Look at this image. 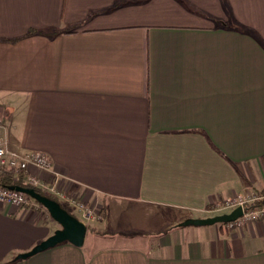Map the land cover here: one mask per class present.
Returning <instances> with one entry per match:
<instances>
[{"label":"crops","instance_id":"crops-1","mask_svg":"<svg viewBox=\"0 0 264 264\" xmlns=\"http://www.w3.org/2000/svg\"><path fill=\"white\" fill-rule=\"evenodd\" d=\"M0 119L107 221L15 260L59 224L2 203L0 263L264 264V219L177 226L264 191V0H0Z\"/></svg>","mask_w":264,"mask_h":264},{"label":"built area","instance_id":"built-area-1","mask_svg":"<svg viewBox=\"0 0 264 264\" xmlns=\"http://www.w3.org/2000/svg\"><path fill=\"white\" fill-rule=\"evenodd\" d=\"M51 165L52 161L45 152L34 150L18 154L9 151L5 137L0 131V168L14 175L21 174L24 182L29 185L40 187L51 195L66 201L83 216L93 217V205L89 206L80 197L67 194L58 187L56 182H43L38 172L49 171ZM2 203H9L16 208H21L29 203V198L22 192L0 186V204ZM238 206L242 207V214L235 220L226 223L229 228L242 227L246 223L264 219V191L247 197L236 195L226 198L216 205L215 211L230 212Z\"/></svg>","mask_w":264,"mask_h":264},{"label":"water","instance_id":"water-1","mask_svg":"<svg viewBox=\"0 0 264 264\" xmlns=\"http://www.w3.org/2000/svg\"><path fill=\"white\" fill-rule=\"evenodd\" d=\"M10 189L22 192L37 201L44 208H46L50 217L60 226L50 236L34 245L28 251L22 252L15 256V260L29 258L62 242H69L77 247L83 245L86 234L85 223L69 213L66 209H64L59 204V202L40 194L39 192L35 191L34 188L11 186ZM241 214L242 207L238 206L230 212H224L221 214H216L214 216L205 218H186L183 221L179 222L177 226H208L219 223H227L235 220L237 217L241 216Z\"/></svg>","mask_w":264,"mask_h":264},{"label":"rangeland","instance_id":"rangeland-1","mask_svg":"<svg viewBox=\"0 0 264 264\" xmlns=\"http://www.w3.org/2000/svg\"><path fill=\"white\" fill-rule=\"evenodd\" d=\"M242 196H244V197H247V196H250V195H242ZM31 199V201L32 202H34V203H38L37 201H35L34 199H32V198H30ZM82 200L87 204V205H93V217H91V218H87V217H85V216H83L82 215V213H78V212H76L75 210H73L72 209V206L71 205H69V203H67L66 201L64 202V201H60L59 200V202L61 203V205L69 212V213H72V215H74V216H76V217H78L79 219H81V220H83V221H85L86 222V224H87V228L89 229V230H91L92 228H91V225L89 224V222L90 221H93V224L94 223H96V221H99L102 217H103V207L101 206V203L100 202H93V204H91V203H89L87 200H85V199H83L82 198ZM30 202V201H29ZM29 205V203H27L25 206H28ZM217 205V204H216ZM38 207H40L39 206V204H38ZM40 208H42L43 210H45L46 212H47V210H46V208H44L43 206L42 207H40ZM219 212V211H218ZM48 213V212H47ZM49 214V213H48ZM50 216V215H49ZM55 222V221H54ZM99 222H101V223H99V224H101L102 225V227H100V226H98V227H100L101 228V230H105L104 229V225L105 224H107V221L106 220H100ZM106 226V225H105ZM60 227V226H59ZM107 228V227H106ZM0 264H4V263H0Z\"/></svg>","mask_w":264,"mask_h":264},{"label":"trees","instance_id":"trees-1","mask_svg":"<svg viewBox=\"0 0 264 264\" xmlns=\"http://www.w3.org/2000/svg\"><path fill=\"white\" fill-rule=\"evenodd\" d=\"M0 186L1 187H6V188H10L11 186H22V187L34 188L35 191L39 192L40 194H42L44 196H47L48 198H51V199L56 200L57 202H59V200L55 196L51 195L50 193H48L44 189H42L40 187L31 186L28 183L24 182L23 177H22L21 174L14 175V174L10 173L9 171L4 170L3 168H0ZM28 198H29V201H31L29 196H28ZM37 204H39V203H37ZM59 204L61 205L60 202H59ZM39 206L42 207L41 204H39ZM219 224H223V223H219Z\"/></svg>","mask_w":264,"mask_h":264}]
</instances>
